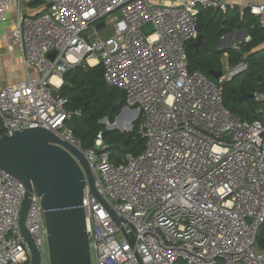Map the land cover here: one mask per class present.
Wrapping results in <instances>:
<instances>
[{
    "label": "built area",
    "instance_id": "2783aa9c",
    "mask_svg": "<svg viewBox=\"0 0 264 264\" xmlns=\"http://www.w3.org/2000/svg\"><path fill=\"white\" fill-rule=\"evenodd\" d=\"M20 1L0 0L1 24L15 13L8 50L26 72L0 86V138L40 127L85 157L102 200L86 187L91 263L264 264V250L256 245L264 223V112L258 121H241L222 98L223 84L248 65L242 58L215 80L187 69L185 47L198 37L199 9L226 12L229 4L45 0L40 14L25 16ZM245 9L264 24V4L240 7ZM249 40L232 49L239 52ZM81 65H101L105 83L124 94L126 110L140 121L142 153L114 164L100 135L93 149L83 150L65 127L70 115L59 91L65 73ZM254 98L264 104L263 94ZM24 193L0 169V264H29L18 229ZM25 225L40 264H49L35 194Z\"/></svg>",
    "mask_w": 264,
    "mask_h": 264
},
{
    "label": "trees",
    "instance_id": "16d2710c",
    "mask_svg": "<svg viewBox=\"0 0 264 264\" xmlns=\"http://www.w3.org/2000/svg\"><path fill=\"white\" fill-rule=\"evenodd\" d=\"M44 1L35 0L33 4L40 5ZM196 30L198 36H202V42L198 50L194 47L196 40L185 47L188 71L200 72L212 79L209 73L221 70L223 53L228 54L231 66L245 58L247 70L222 86L223 107L241 121H258L259 111L264 106L255 102L253 97L243 100L240 97L243 94L264 95V24L248 9L241 12L238 7L229 8L226 12L201 9ZM233 30H245L249 42L241 45L239 52L231 48L217 51L215 46L218 40ZM59 93L67 100L64 108L70 115L65 127L79 141L83 150L93 149L100 135L114 164H118L125 155L137 156L142 153L145 143L138 133L139 119L133 122L129 132L107 130L101 123L104 119L113 123L126 107L124 94L105 83L101 65H81L69 70L63 76ZM256 245L258 249L264 250V223L259 228Z\"/></svg>",
    "mask_w": 264,
    "mask_h": 264
},
{
    "label": "water",
    "instance_id": "95a60500",
    "mask_svg": "<svg viewBox=\"0 0 264 264\" xmlns=\"http://www.w3.org/2000/svg\"><path fill=\"white\" fill-rule=\"evenodd\" d=\"M101 25L99 23L97 27ZM151 31L152 26L144 29L145 33ZM201 42L200 35L194 43L196 50ZM54 56L55 53L48 55L50 59ZM210 75L217 79L221 72H211ZM252 96L243 94L240 100ZM122 111L127 110L124 108ZM131 129L130 125L125 131ZM110 130H116L114 125ZM0 169L18 180L25 190L18 229L29 251V264L41 263V253L25 225L34 194L40 199L43 211L49 264H92L82 207L86 187L102 200L95 190L94 178L85 157L50 131L33 127L10 132V135L0 138ZM111 215L115 222H120L112 212Z\"/></svg>",
    "mask_w": 264,
    "mask_h": 264
},
{
    "label": "crops",
    "instance_id": "0c3cea01",
    "mask_svg": "<svg viewBox=\"0 0 264 264\" xmlns=\"http://www.w3.org/2000/svg\"><path fill=\"white\" fill-rule=\"evenodd\" d=\"M151 1L155 3H162V4L170 5V4H178L181 0H151ZM224 1L229 4L230 8L238 7L239 11H240L241 6H247L248 4H254V5L264 4V0H224ZM34 2L35 0H21L19 3V9H20L21 14L25 16H37L38 14H40L43 11L44 3L40 5H34L33 4ZM200 10L201 9H199L198 14ZM14 16H15V13L13 12L11 14L9 21L6 24L0 23V86H2L4 83L14 84L17 81L22 80L26 77V72L20 61L19 55L15 53L14 51L8 50V47L12 43L11 42V31L15 23ZM197 19H198V16H197ZM243 32H245L246 34L243 35ZM232 34L233 36L230 39H228V37ZM245 37H248L247 32L245 30H233L230 34L224 35L223 37H221L218 40L215 47L217 51H221L222 49H225V48L232 49V46L234 43L241 41ZM228 57L229 56L227 53H223L221 60H220L221 62L220 72H222L224 67L231 66L229 65ZM211 72H219V71H211ZM211 80H215V79L212 78ZM256 94L258 93L253 94L252 97L254 98V95ZM261 104L264 106L263 103ZM262 112H264V109L259 111V119H260V115Z\"/></svg>",
    "mask_w": 264,
    "mask_h": 264
},
{
    "label": "rangeland",
    "instance_id": "374dc122",
    "mask_svg": "<svg viewBox=\"0 0 264 264\" xmlns=\"http://www.w3.org/2000/svg\"><path fill=\"white\" fill-rule=\"evenodd\" d=\"M135 120H136L135 113L129 112V111H121V113L116 117L113 123H109L107 120L102 121L101 123L106 126L107 130H110L111 125H114V128H116V130H119V131L124 130L123 132H127L125 130H127L128 127L126 128L125 126L128 123L132 126Z\"/></svg>",
    "mask_w": 264,
    "mask_h": 264
},
{
    "label": "bare ground",
    "instance_id": "6f19581e",
    "mask_svg": "<svg viewBox=\"0 0 264 264\" xmlns=\"http://www.w3.org/2000/svg\"><path fill=\"white\" fill-rule=\"evenodd\" d=\"M129 126H130V124L128 123L125 127H126V128H127V127L129 128Z\"/></svg>",
    "mask_w": 264,
    "mask_h": 264
}]
</instances>
